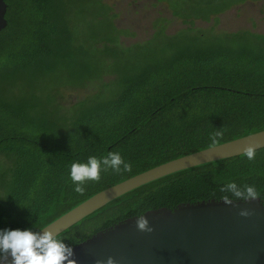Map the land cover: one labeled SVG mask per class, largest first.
Returning a JSON list of instances; mask_svg holds the SVG:
<instances>
[{
    "label": "trees",
    "instance_id": "1",
    "mask_svg": "<svg viewBox=\"0 0 264 264\" xmlns=\"http://www.w3.org/2000/svg\"><path fill=\"white\" fill-rule=\"evenodd\" d=\"M5 1L8 24L0 32V81L5 86H14L34 70L52 71L51 61L58 64L79 54L89 56L74 43L78 35L74 0ZM173 14L191 24L198 19ZM111 26L118 40L123 30ZM102 29L91 27V35L98 37ZM187 29L197 33L183 46L172 37L157 50L145 42L93 46V54L99 55L135 50L138 61L119 70L118 88L111 95L93 93L74 103L72 116L61 111L59 104L50 109L36 94L0 96V156L11 160L6 193L0 197V228L40 230L109 186L264 129V33L244 31L232 38L222 34L207 40L203 31ZM98 65L97 59L89 65L91 76ZM216 132L220 135L213 144L210 138ZM110 151L119 153L130 170L101 168L98 180L85 181V191L75 192L69 176L71 163L86 161L88 156L99 160ZM228 182L255 185L264 201V147L255 150L253 160L240 154L145 183L57 236L74 247L148 210L220 200L225 194L231 198L220 191Z\"/></svg>",
    "mask_w": 264,
    "mask_h": 264
},
{
    "label": "water",
    "instance_id": "2",
    "mask_svg": "<svg viewBox=\"0 0 264 264\" xmlns=\"http://www.w3.org/2000/svg\"><path fill=\"white\" fill-rule=\"evenodd\" d=\"M8 4L0 0V32L7 26ZM264 147V129L159 164L109 186L43 228L59 235L115 198L145 183L199 164ZM247 209L249 215H241ZM151 231L136 226V216L98 231L73 247L69 264H264V201L210 199L180 203L173 209L143 213ZM39 231H43L40 229ZM10 260L11 257L9 256ZM66 264V262H65Z\"/></svg>",
    "mask_w": 264,
    "mask_h": 264
},
{
    "label": "rangeland",
    "instance_id": "3",
    "mask_svg": "<svg viewBox=\"0 0 264 264\" xmlns=\"http://www.w3.org/2000/svg\"><path fill=\"white\" fill-rule=\"evenodd\" d=\"M220 9L223 11L214 14ZM73 10L78 32L74 43L82 45L85 51L80 53L89 56L79 54L64 58L58 64L51 61L50 66H54L52 71L28 72L14 86H5L0 81V96L18 94L30 98L36 94L40 102L50 109L59 104L61 111L72 116L74 103L89 99L93 93L100 97L111 95L118 88L119 70L138 61L139 54L133 53L135 50L131 54L99 55L93 54V46L104 47L117 44V41L124 46L145 42L149 48L157 50L169 41L168 37L183 46L193 33H197L187 29L190 26L196 31H203L201 34L205 33L207 40L222 34L232 38L244 31L264 33V0H74ZM173 12L198 19L191 24ZM208 15H211L208 19H202ZM111 24L123 30L118 40L111 34ZM95 25L103 28L98 37L91 35V27ZM227 42L232 43L233 40L227 39ZM96 59L100 65L91 76L92 67L89 65ZM9 166L10 158L0 156V197L6 193Z\"/></svg>",
    "mask_w": 264,
    "mask_h": 264
},
{
    "label": "clouds",
    "instance_id": "4",
    "mask_svg": "<svg viewBox=\"0 0 264 264\" xmlns=\"http://www.w3.org/2000/svg\"><path fill=\"white\" fill-rule=\"evenodd\" d=\"M216 132L210 138L211 143H216ZM243 155L248 160L255 158V145L248 144L244 147ZM122 166V167H121ZM101 168H111L116 172L129 171L130 164L123 161L117 152H108L99 160L95 156H88L86 161L72 162L69 169V176L73 184V190L83 193V184L87 180H98ZM220 191L225 194L222 199L225 203H232L233 200L255 199L258 197L255 185H237L235 182H228L221 186ZM241 215H249L247 209H241ZM136 226L140 230L151 231L149 221L144 214L136 216ZM43 231L33 228H0V264H69L73 256V247L66 244L51 229L41 228ZM11 257L9 260L8 257ZM96 264H116L112 257L107 261L97 260Z\"/></svg>",
    "mask_w": 264,
    "mask_h": 264
}]
</instances>
